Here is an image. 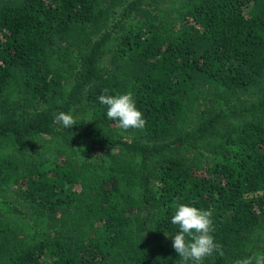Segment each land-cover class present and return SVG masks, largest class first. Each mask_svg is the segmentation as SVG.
<instances>
[{
	"label": "trees",
	"instance_id": "16d2710c",
	"mask_svg": "<svg viewBox=\"0 0 264 264\" xmlns=\"http://www.w3.org/2000/svg\"><path fill=\"white\" fill-rule=\"evenodd\" d=\"M122 5L0 0V264H179L176 203L212 212L203 264L264 253V0H131L105 31Z\"/></svg>",
	"mask_w": 264,
	"mask_h": 264
},
{
	"label": "clouds",
	"instance_id": "9594fccd",
	"mask_svg": "<svg viewBox=\"0 0 264 264\" xmlns=\"http://www.w3.org/2000/svg\"><path fill=\"white\" fill-rule=\"evenodd\" d=\"M108 91L104 89L98 97L100 104L107 108V118L117 121L116 127L125 132L144 130L147 122L137 109L132 93L113 96L108 95ZM53 122L64 129L76 125L74 117L65 112L54 114ZM173 207L175 214L171 222L178 226L179 231L171 237L172 248L179 256V264H203L214 253L224 255L222 246L214 241L212 235L214 229L211 211L197 209L186 203H176ZM235 264H264V253H254L235 261Z\"/></svg>",
	"mask_w": 264,
	"mask_h": 264
},
{
	"label": "rangeland",
	"instance_id": "374dc122",
	"mask_svg": "<svg viewBox=\"0 0 264 264\" xmlns=\"http://www.w3.org/2000/svg\"><path fill=\"white\" fill-rule=\"evenodd\" d=\"M130 2H131V0H123V5L116 9V13L114 14L112 20L110 21V23H109L108 27L105 29V31H108V30L111 31V27L120 20V18L122 17L121 14L124 12V9H126V7L129 5ZM246 11H248V10H246ZM133 16H135V15H133ZM42 142H43L42 140H37L38 144H42ZM13 200H15V198ZM262 245H263V243H260V246H262Z\"/></svg>",
	"mask_w": 264,
	"mask_h": 264
}]
</instances>
